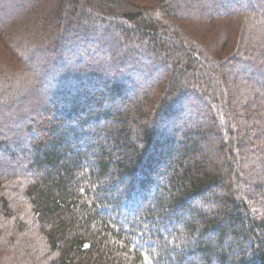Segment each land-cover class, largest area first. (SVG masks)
I'll use <instances>...</instances> for the list:
<instances>
[{"label": "trees", "instance_id": "1", "mask_svg": "<svg viewBox=\"0 0 264 264\" xmlns=\"http://www.w3.org/2000/svg\"><path fill=\"white\" fill-rule=\"evenodd\" d=\"M0 264H264V0H0Z\"/></svg>", "mask_w": 264, "mask_h": 264}]
</instances>
